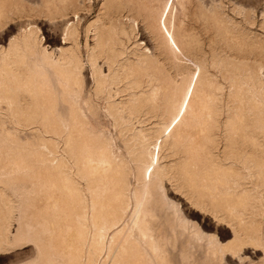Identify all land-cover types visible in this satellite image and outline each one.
Instances as JSON below:
<instances>
[{"label": "bare ground", "instance_id": "obj_1", "mask_svg": "<svg viewBox=\"0 0 264 264\" xmlns=\"http://www.w3.org/2000/svg\"><path fill=\"white\" fill-rule=\"evenodd\" d=\"M2 255L264 264V0H0Z\"/></svg>", "mask_w": 264, "mask_h": 264}, {"label": "rangeland", "instance_id": "obj_2", "mask_svg": "<svg viewBox=\"0 0 264 264\" xmlns=\"http://www.w3.org/2000/svg\"><path fill=\"white\" fill-rule=\"evenodd\" d=\"M42 26H43V30L45 31V37L49 43H52L55 39L60 40L61 35H60L59 29L51 30L49 23H46V22H44ZM18 252H19V255L21 257H23L26 254L30 253L29 247H23V248L19 249ZM11 254H15V252H12L8 255H11ZM4 257H6V255L0 256V259L4 258ZM11 258H14L13 255L11 256Z\"/></svg>", "mask_w": 264, "mask_h": 264}]
</instances>
